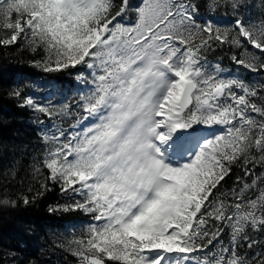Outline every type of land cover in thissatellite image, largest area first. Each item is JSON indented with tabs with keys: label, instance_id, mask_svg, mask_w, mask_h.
<instances>
[{
	"label": "snow or ice",
	"instance_id": "1",
	"mask_svg": "<svg viewBox=\"0 0 264 264\" xmlns=\"http://www.w3.org/2000/svg\"><path fill=\"white\" fill-rule=\"evenodd\" d=\"M221 7L232 17L223 27L200 0H0V49L26 47L43 73L88 86L82 127L38 131L30 170L45 182L31 196L0 186V211L57 186L63 211L94 221L63 245L80 264H264V235H253L264 234V79L209 62L235 46L237 69L264 78V14L248 15L247 0H210L207 12ZM25 87L6 95L34 123L58 115ZM236 168L254 179L226 193ZM17 251L0 264H17Z\"/></svg>",
	"mask_w": 264,
	"mask_h": 264
},
{
	"label": "trees",
	"instance_id": "2",
	"mask_svg": "<svg viewBox=\"0 0 264 264\" xmlns=\"http://www.w3.org/2000/svg\"><path fill=\"white\" fill-rule=\"evenodd\" d=\"M138 2V0H134ZM203 11L206 15H212L222 19L218 22L222 27L227 25L232 18L229 13H225L223 7L213 13L207 12L210 0H200ZM250 11L247 13L253 18H258L264 14V3L262 0H247ZM233 35H235L233 33ZM242 50L238 47L224 45L222 49L209 55V62L219 64L224 69H231L237 72L242 79L259 84L260 79L256 74H251L243 69H237L232 62V55H240ZM40 59L35 53L26 47L11 49H0V186L8 189L9 193L16 196L19 193L33 195L28 192L29 187L39 188V184L45 182L44 177L33 178L30 170V162L41 154V144L38 131L40 127L34 123L35 116L30 110L17 107L16 101L6 95L8 86L13 83L23 81L26 87L24 91L29 94L32 89V82L35 80H53L60 92L70 95L78 85L76 78L64 73H43L39 68L32 65L33 59ZM67 96L70 97V96ZM78 98L67 99V115L58 114V122L64 130L69 128L78 119L75 109ZM60 111V110H57ZM38 115V113L36 114ZM48 120V119H46ZM27 153V154H26ZM14 169L18 176L13 179L11 170ZM262 169L256 168L257 174ZM242 177L240 185L245 180L251 182L254 177H243L241 169L236 168L231 179L227 181L224 191L227 193L231 189L239 187L236 183L237 177ZM7 177V179H5ZM70 201L61 194L57 186H51L37 202L25 208L20 205L15 210L0 211V252H8L10 249H17V264H80L79 258L73 256L65 245L73 236L79 237L84 228H73L79 221L91 219L90 214L84 212H65L62 206ZM257 238H261L260 233H253ZM229 230L225 228L223 233L224 244L229 241ZM215 251L219 250V245ZM6 264H11L12 257L6 256Z\"/></svg>",
	"mask_w": 264,
	"mask_h": 264
},
{
	"label": "rangeland",
	"instance_id": "3",
	"mask_svg": "<svg viewBox=\"0 0 264 264\" xmlns=\"http://www.w3.org/2000/svg\"><path fill=\"white\" fill-rule=\"evenodd\" d=\"M224 74L229 75L230 73L224 71ZM80 84H83V83L77 82V85H80ZM87 91H88V86H85L82 91L77 89L76 92H74L73 94L71 95L68 94L70 97L67 98L68 95H66L65 92H60L57 89V85L53 81H47V82L33 81L31 92L28 95H32L33 97H35L38 103H48L50 101L51 104L56 106V110H60V111H57L58 114L67 115V112H66L67 99L73 100L75 98H78V102L77 104H75V109L77 110L78 109L77 105L80 101L81 95L83 93H86ZM46 119L48 118H44V124L36 123L40 127V129L44 128L45 126H54L55 128L61 127V125L55 121L57 119V116H55L52 119H48V120ZM82 126L83 125L77 126V128H80ZM91 223H94V221L89 222V223H81L77 226L87 227Z\"/></svg>",
	"mask_w": 264,
	"mask_h": 264
}]
</instances>
